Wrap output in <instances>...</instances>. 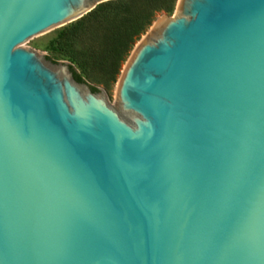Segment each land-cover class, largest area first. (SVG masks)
I'll return each instance as SVG.
<instances>
[{
    "label": "water",
    "instance_id": "95a60500",
    "mask_svg": "<svg viewBox=\"0 0 264 264\" xmlns=\"http://www.w3.org/2000/svg\"><path fill=\"white\" fill-rule=\"evenodd\" d=\"M103 0H0V264H264V0H177L113 103L21 43Z\"/></svg>",
    "mask_w": 264,
    "mask_h": 264
},
{
    "label": "trees",
    "instance_id": "16d2710c",
    "mask_svg": "<svg viewBox=\"0 0 264 264\" xmlns=\"http://www.w3.org/2000/svg\"><path fill=\"white\" fill-rule=\"evenodd\" d=\"M176 0H103L55 29L45 48L66 58L84 78L115 80L134 41L157 11L170 14Z\"/></svg>",
    "mask_w": 264,
    "mask_h": 264
},
{
    "label": "rangeland",
    "instance_id": "374dc122",
    "mask_svg": "<svg viewBox=\"0 0 264 264\" xmlns=\"http://www.w3.org/2000/svg\"><path fill=\"white\" fill-rule=\"evenodd\" d=\"M177 1V0H176ZM175 6H174V9L173 11L170 13V14H167L165 13L164 11H157L155 14H154V18L152 19L151 23L145 28V30H143L138 38L134 41L133 45H132V48L130 49L128 55L126 56V59L121 63L120 65V70H119V73L116 75V78L115 80H103L102 78H100V76L97 74V77L96 78H90V77H85L84 76V79L94 85V86H97V87H100L101 89L104 90L105 94H106V97L107 99L109 100L110 103H113V100H114V95H115V90H116V86H117V81H118V78H119V75L121 73V70L127 60V58L129 57L130 53L132 52V50L134 49V47L137 45V43L143 38V36L149 32V27L153 24V22L158 18L160 17L162 14L164 15H168V16H172L174 11H175ZM55 28H51V29H48L46 31H43L39 34H36L34 36H31L29 37L27 40H25L24 42H22L21 44L25 47H28L30 49H33V50H37V51H40V52H45L46 54H49V50H47L45 48V45L47 43V41L54 35L55 33ZM58 61H61V60H65V61H69L68 59L66 58H57ZM77 70H79L77 68Z\"/></svg>",
    "mask_w": 264,
    "mask_h": 264
}]
</instances>
